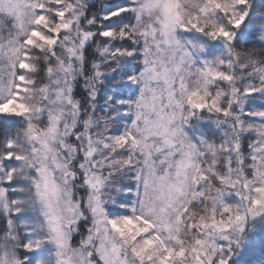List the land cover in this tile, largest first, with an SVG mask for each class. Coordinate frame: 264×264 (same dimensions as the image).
Returning a JSON list of instances; mask_svg holds the SVG:
<instances>
[{
	"label": "snow or ice",
	"instance_id": "obj_1",
	"mask_svg": "<svg viewBox=\"0 0 264 264\" xmlns=\"http://www.w3.org/2000/svg\"><path fill=\"white\" fill-rule=\"evenodd\" d=\"M0 264H264V0H0Z\"/></svg>",
	"mask_w": 264,
	"mask_h": 264
}]
</instances>
